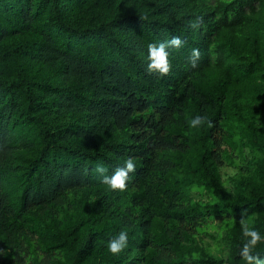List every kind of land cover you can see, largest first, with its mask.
Wrapping results in <instances>:
<instances>
[{"label":"trees","instance_id":"obj_1","mask_svg":"<svg viewBox=\"0 0 264 264\" xmlns=\"http://www.w3.org/2000/svg\"><path fill=\"white\" fill-rule=\"evenodd\" d=\"M129 157L110 190L96 166ZM244 223L264 235V0H0V264H244Z\"/></svg>","mask_w":264,"mask_h":264},{"label":"clouds","instance_id":"obj_2","mask_svg":"<svg viewBox=\"0 0 264 264\" xmlns=\"http://www.w3.org/2000/svg\"><path fill=\"white\" fill-rule=\"evenodd\" d=\"M183 46V41L178 36H173L169 40L162 41L158 44L148 45L147 55V70L149 72H156L161 75H166L171 68L169 61V49H179ZM199 49H193L190 57L192 66L195 67V62L199 58ZM208 123L207 117L196 115L188 121L189 127L197 129ZM95 171L101 175V182L106 185L110 190L123 191L126 188V182L129 180V174L136 171V164L132 157H129L123 167L116 168L111 175H104L106 172L105 167L97 165ZM243 235L248 238L247 243L243 245L241 250V257L244 264H264L258 255H253V252L258 243L264 241V235L259 231L249 227L247 223L243 225ZM128 246V231L127 229L121 230L114 238L107 241V251L113 255L120 254Z\"/></svg>","mask_w":264,"mask_h":264},{"label":"rangeland","instance_id":"obj_3","mask_svg":"<svg viewBox=\"0 0 264 264\" xmlns=\"http://www.w3.org/2000/svg\"><path fill=\"white\" fill-rule=\"evenodd\" d=\"M225 172H227V170H223V174H224Z\"/></svg>","mask_w":264,"mask_h":264}]
</instances>
